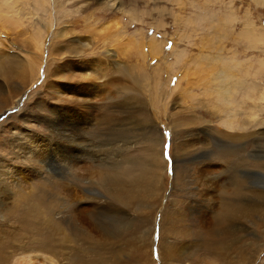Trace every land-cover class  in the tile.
Instances as JSON below:
<instances>
[{"label": "rangeland", "instance_id": "1", "mask_svg": "<svg viewBox=\"0 0 264 264\" xmlns=\"http://www.w3.org/2000/svg\"><path fill=\"white\" fill-rule=\"evenodd\" d=\"M262 2L49 0L31 21L24 16L21 26L6 28L0 34V41H7L6 49L10 48L9 58L0 59L5 64L0 66V261L36 251L41 256L57 252L60 264H100L99 258L103 264H141L132 234L137 219L148 217L147 229L154 228L149 238L152 253L148 254L149 247L146 250L150 264H167L160 258L164 242L186 246L168 264H215L198 235L204 233L203 225L213 222L209 219L214 209L224 202L256 205L257 193L264 197ZM228 15L232 21H226ZM48 21L53 25L49 33ZM33 28L42 30L43 63L34 55L25 61ZM245 30L260 36L249 42L242 36ZM76 36L89 39L88 44H77ZM211 76L223 78L210 82ZM104 83L102 89L94 88ZM216 85L232 100L225 107L235 123L232 129L220 126L223 104L215 105L211 98ZM87 88L91 95L81 97ZM73 95L83 105L62 101H72ZM149 140L156 142L161 162H151ZM230 154L229 170L223 155ZM98 162L128 167L123 179L129 182L113 191L107 187L99 191L91 184L99 181ZM150 163L158 165L155 174ZM203 167L215 170L205 175L200 173ZM232 174L243 183L238 198L228 194ZM138 177L154 188L157 182L159 193L142 186ZM110 194L117 195L116 203L107 201ZM104 201L107 205L137 201L136 207L93 216L98 229L124 230L126 243L113 247L120 254L97 256L94 243L74 245V240L47 230L46 220L73 221L72 205L90 209ZM256 214L247 216L244 228L234 233L235 264L247 258L251 264H264V212ZM109 236L110 241L116 239Z\"/></svg>", "mask_w": 264, "mask_h": 264}, {"label": "bare ground", "instance_id": "2", "mask_svg": "<svg viewBox=\"0 0 264 264\" xmlns=\"http://www.w3.org/2000/svg\"><path fill=\"white\" fill-rule=\"evenodd\" d=\"M32 1V5H31V2ZM49 0H0V34L1 33H5V29L6 28H11V27H19L21 26V23L23 22L22 21V18L24 16H28L27 17V20H32L34 16L38 15V11H41L42 7L44 5H46L48 3ZM258 1L259 3L263 4L262 0H256ZM110 6V5H108ZM51 13V12H50ZM124 13V12H123ZM59 15V13H58ZM38 17V16H37ZM226 21L229 22V21H232L233 19V16L232 15H228L226 16ZM118 21H115V23H117ZM30 23V22H29ZM23 24V23H22ZM119 24V22H118ZM53 26V25H52ZM51 26V23L48 21L46 22V32L49 33V30L50 28L52 27ZM56 26V25H54ZM120 27V26H119ZM57 28V27H56ZM117 28H118V25H117ZM119 30V29H117ZM253 30V29H252ZM251 30V31H252ZM62 31V30H61ZM115 31V30H114ZM120 31V30H119ZM251 31H244L242 33V36L248 40L249 42H252L254 40L257 39V37H259L258 35L254 34L253 32ZM58 32V31H57ZM62 33V35H60L61 37H64L65 34H63V32H60ZM122 33V32H121ZM54 35V34H53ZM52 35V36H53ZM59 35V34H58ZM119 35V34H118ZM122 35V34H121ZM6 36V35H5ZM122 37V36H121ZM76 41H77V44H80L83 46V44H88V41L89 39H86V38H83V37H80V36H76ZM128 38V37H127ZM259 40V39H258ZM257 40V41H258ZM29 41V40H28ZM10 42V41H9ZM255 43V42H253ZM7 41H0V59H7L9 58V54H8V49L7 48ZM12 46H14L15 44L14 43H11ZM53 45V44H52ZM137 45V44H136ZM26 46V45H25ZM207 47V46H206ZM42 49V51H41ZM174 49V48H172ZM8 50V51H6ZM212 50V49H211ZM54 51V50H53ZM25 52H28V54L26 55V58H25V61H31L32 59V55L34 56H37L38 59L40 61H42V58H43V41H42V30L40 28L38 29H32V32H31V35H30V41L29 43H27V49L25 50ZM41 52V53H40ZM45 52V51H44ZM56 52V51H55ZM112 52V51H111ZM173 52V51H172ZM24 53V52H23ZM38 53H40V57L38 56ZM107 54L109 53L106 52ZM183 52H180V53H176V56H181ZM217 53V52H216ZM16 54V52H15ZM20 55V54H19ZM18 55V56H19ZM217 55V54H216ZM109 57L108 55H103V57ZM17 58L16 55L12 58V59H15ZM20 60H23V59H20ZM20 60L18 62H20ZM96 61V60H94ZM109 61V60H108ZM16 62H17V59H16ZM46 62V61H44ZM6 63V62H5ZM13 63V62H12ZM21 63V62H20ZM43 63V61H42ZM117 64L116 62H112L111 64ZM3 61L0 60V66L2 68V65H3ZM45 64V63H44ZM5 65V64H4ZM31 65V64H30ZM7 66V65H6ZM22 66V65H21ZM5 69V68H4ZM260 69V68H259ZM229 70V69H228ZM14 72V71H13ZM19 72V71H18ZM15 73V72H14ZM225 73V72H224ZM228 74V71L226 72ZM245 73V72H244ZM21 76V75H20ZM245 76V75H244ZM18 77V76H16ZM209 77V76H208ZM226 77V75H225ZM224 77V78H225ZM233 77V76H232ZM242 77V76H241ZM22 78V77H21ZM207 78V77H205ZM223 77L219 78V81L222 80ZM14 80V79H13ZM20 80V79H19ZM241 80H244V79H241ZM215 79H212V76L210 77V82H219ZM107 82V81H106ZM111 82V81H109ZM108 82V83H109ZM205 82V81H204ZM209 82V81H208ZM235 82V81H234ZM238 82V81H237ZM245 82V81H244ZM107 83V84H108ZM203 83V82H202ZM236 83V82H235ZM226 84V83H225ZM105 85L102 84L100 86H95L94 88L96 90L98 89H102L103 86ZM229 85V84H228ZM231 85V84H230ZM235 85V84H234ZM243 85V83H241V86ZM252 85V84H251ZM225 86V85H224ZM232 86V85H231ZM236 86V85H235ZM254 86V85H253ZM204 87V86H203ZM105 88V87H104ZM250 89V88H249ZM237 90V89H236ZM233 91V90H232ZM235 91V90H234ZM250 91L252 92L253 91V88L250 89ZM51 94H52V90H50ZM72 92V91H71ZM202 92V91H201ZM213 94L211 93V98L212 100L214 101V104L217 105L218 103L222 106L223 104V110L221 111V113L224 114L223 118L220 119V126L224 127V128H227V129H232L233 128V125L235 124L234 123V120H232V117L230 115V112L226 111V106L230 105V103L228 101H231L230 98L228 97V93L225 91V89L220 86V85H216L214 90L212 91ZM230 92V91H229ZM70 93V92H69ZM21 94V93H20ZM230 94V93H229ZM56 96H61V94H55ZM76 95V94H75ZM73 95V98H72V101H69L67 98H63V102L65 101L67 104H71V106L73 105L74 107H79L81 105H83V103L76 98V96ZM91 95V92L90 90L87 88V89H82V94L80 95L81 97H86L88 98L89 96ZM245 95H246V92H245ZM251 96V95H249ZM64 97H66V95H64ZM203 97L205 98H209L210 97V94L208 93H203ZM229 98V99H228ZM95 99V98H94ZM246 99V98H245ZM248 99H250L248 97ZM228 100V101H227ZM199 102V101H198ZM201 102V101H200ZM87 103V102H86ZM85 104V103H84ZM45 105V104H44ZM70 107V105H68ZM66 108V107H65ZM72 108V107H71ZM201 108V107H200ZM219 108V107H218ZM1 109V108H0ZM237 111V110H236ZM217 112V111H216ZM220 112V111H219ZM206 114V113H205ZM235 115V113H234ZM233 116V115H232ZM235 117V116H234ZM252 120V119H251ZM237 125H235L236 127ZM25 138V137H24ZM186 139V138H185ZM228 139V138H227ZM148 145L147 147H150L151 149V152H154L152 153V157L150 156L151 158V162H154V163H158L160 161V159L156 158L157 156H159V154H156L155 152V148H156V142H154L153 140H149L148 142ZM147 149V148H146ZM36 154V153H34ZM37 156V155H35ZM34 156V157H35ZM38 156H39V153H38ZM37 156V157H38ZM185 157V156H184ZM224 164L227 166V168H229L230 170V160H231V154L230 155H226L224 156ZM31 158V157H30ZM33 159V158H32ZM31 159V160H32ZM35 159H37L35 157ZM222 161V160H221ZM244 161V160H242ZM38 163V167L41 166V164L39 165L40 162L42 161H35ZM100 162V161H99ZM97 163L96 164V168H95V173L97 172L99 175V181L97 183H91V184H94V186H97L98 187V190L99 189H103L105 187L109 188L111 191L112 190V187L114 188V186H121L123 184L126 185V183H128L129 181H126V179H123V175H125V173H127L126 171L128 170V167L126 168H123L122 166H115V165H110V164H106L104 163L105 165H102L101 163ZM104 162V161H103ZM161 162V161H160ZM118 163V162H117ZM123 163V162H122ZM245 163V161H244ZM71 164V163H70ZM143 164V163H142ZM237 164V163H236ZM240 164V163H239ZM122 165V164H121ZM160 165V164H159ZM162 165V164H161ZM210 165V164H208ZM71 165H69L70 167ZM216 166V165H215ZM237 166V165H236ZM241 166H244V165H241ZM73 167V166H72ZM147 167V166H146ZM149 167V166H148ZM158 168V165H154L153 163H150V170L155 174V172L153 171L155 168ZM34 168V167H33ZM41 168V167H40ZM71 168V167H70ZM156 168V169H157ZM216 168V167H215ZM236 168V167H235ZM241 168V167H240ZM142 169L139 168V170ZM147 169V168H146ZM160 169V168H159ZM5 170V169H4ZM3 170V171H4ZM133 170V169H132ZM132 170H131V173H132ZM138 170V169H137ZM161 170V169H160ZM215 170V169H214ZM214 170L212 171V168H201L200 170V173L202 174H205V175H209L210 173L214 172ZM39 171V170H37ZM44 171V170H43ZM106 171V172H104ZM136 171V170H135ZM135 171H133L135 173ZM158 171V170H157ZM138 172V171H137ZM144 173V172H143ZM4 174V173H2ZM103 174H105L103 176ZM138 174V173H137ZM136 174V175H137ZM142 174V173H141ZM157 174V173H156ZM130 175V174H129ZM133 175V174H131ZM153 175V174H152ZM1 176V175H0ZM128 176V175H127ZM126 176V178H128ZM134 176V175H133ZM144 176V175H143ZM97 177V178H98ZM139 177H142V176H139ZM138 177V178H139ZM149 177V176H148ZM152 177V176H151ZM149 177V179L151 178ZM155 177V176H154ZM206 177V176H205ZM146 180V178H143ZM153 178H151L150 180H152ZM155 179V178H154ZM156 180V179H155ZM94 181V180H93ZM139 183H142V186L144 187H147L152 193H155V192H158L159 189V185L158 183L156 182L154 185L157 186V188H154L150 183H145V181H143L142 179H138ZM137 181V183H138ZM230 181L232 182L231 185H229L232 189L230 190V192L228 193V190H221L222 193H224L225 195L228 193L230 196L232 197H240L242 196V188H243V183L241 180H236L235 177L233 176V174L231 175V178H230ZM133 183V181H132ZM108 184V185H107ZM89 185V184H88ZM138 185V184H136ZM116 186V187H117ZM141 186V187H142ZM115 187V188H116ZM229 187V188H230ZM80 190L82 189L81 186H79ZM119 188V187H118ZM140 188V187H139ZM121 189V188H120ZM125 189V188H123ZM126 189H128V187H126ZM147 189V190H148ZM223 189V188H222ZM105 190V189H104ZM145 190V189H144ZM100 191V190H99ZM119 191V190H118ZM118 191H116L115 193L118 194ZM142 191V190H141ZM121 192V191H120ZM126 192V191H125ZM136 192H140L139 190L136 191ZM114 193V194H115ZM131 193V192H129ZM159 193V192H158ZM157 193V194H158ZM127 194V193H126ZM156 194V195H157ZM106 195V194H105ZM131 195V194H130ZM257 203L256 205H251V203H239V204H232V203H228V202H224V203H221V205L218 207V208H215L214 211H213V216L210 217L209 221H212L213 219V222H208V227L206 225H203L204 228V233L202 234H198L199 236L201 235L200 237V241L203 243V247L205 250H207V252L213 257V259H215V264L217 262V264H235L231 258V255L233 253V250H234V244H235V237L234 236V233L237 232L236 229H241L244 228L243 226V222L245 221V218L247 216L253 214V212L257 213L256 215H259L261 216L262 212H264V209H263V203H261V201H264V197L262 194H259L257 193ZM111 196V198H107V201H113L115 199V202L117 201V195L116 196H113V195H109ZM122 196V195H121ZM108 197V196H107ZM128 197V196H127ZM126 197V198H127ZM105 198V197H104ZM134 198V196H133ZM119 199V198H118ZM125 201V199H123ZM140 201V199L138 200ZM41 202V201H40ZM105 203H103V205H93L91 206L90 209H77L75 206L76 205H72L71 208L69 210H71L70 212L75 215V218L73 221L71 222H65V221H60V222H55L52 223L51 220H46V224L48 226L47 227V230L51 231L52 233H56L57 235H64L66 238L69 239H72L74 240V245H76L77 242H80V245L81 243L84 244V243H94L95 247H97L96 251H95V254L97 256H99V252H102V255L106 253L107 254H112L113 256L114 255H118L120 254L121 250H114L113 247H114V244H119V243H126L124 242L123 238L124 236L126 235H123L124 233V230L121 229V227H114L112 229V231H103L102 229H98L97 225L95 224V222L93 221V216L97 213H100L101 211L103 210H109V209H117V210H123V208L125 207V209H128L130 206H137L136 205V202H135V205H128V204H121V205H107V203L109 202H106L104 201ZM123 202V201H122ZM127 202V201H126ZM131 202V201H130ZM142 202V201H141ZM131 204V203H130ZM220 204V203H219ZM35 207V206H34ZM38 207V206H37ZM141 207V206H140ZM44 208V207H43ZM48 209V208H46ZM42 210V209H41ZM138 210V209H137ZM27 212V211H26ZM114 212V211H113ZM112 211H110V213H113ZM171 212V211H170ZM70 213V217L72 216ZM108 213V214H110ZM118 213V212H117ZM252 213V214H251ZM46 214V213H45ZM102 215V213H100ZM99 214V215H100ZM114 214V213H113ZM125 214L126 216L127 215H130L128 214L127 211H125ZM125 214H124V217H125ZM106 215V214H105ZM118 215V214H117ZM264 215V214H263ZM25 216V215H24ZM103 216V215H102ZM113 216V215H112ZM165 216V215H164ZM175 216L177 217V219H180L183 217V215H180L178 216L177 214H175ZM44 217V216H43ZM98 217V215H97ZM116 217V216H115ZM129 217V216H128ZM47 218V217H46ZM113 218V217H112ZM127 218V217H126ZM167 219V218H166ZM72 220V218H71ZM79 221V222H76ZM97 221V220H96ZM99 221V220H98ZM130 221V220H129ZM168 221V220H167ZM201 221V220H200ZM101 222H104V221H101ZM131 222V221H130ZM129 222V223H130ZM99 223V222H98ZM97 223V224H98ZM106 223V222H105ZM116 224H118L117 222H115ZM114 223V225H115ZM127 223V221H126ZM103 224V223H102ZM100 224V225H102ZM128 224V223H127ZM149 224V219L148 217H139L137 219V226L138 227H135V232L132 234V237H133V241L137 244H136V247L135 249L138 248V260L141 261L140 263L141 264H150V260L148 258V254L150 255V252L152 253V248H151V240H149V238L152 237V235L150 234L151 231L153 233V227L150 230H148L147 228H149V226H147ZM201 224V223H200ZM203 224V223H202ZM131 225V223H130ZM129 225V226H130ZM99 226V225H98ZM103 226V225H102ZM117 226V225H116ZM120 226V225H119ZM101 227V226H99ZM108 228V227H107ZM134 228V227H133ZM39 229V228H38ZM83 229H88L89 230V233H83L84 230ZM104 229V228H103ZM126 229H128L126 227ZM134 230V229H133ZM180 230V229H179ZM77 231V232H76ZM96 233H95V232ZM150 231V232H149ZM172 231V230H171ZM177 231V230H176ZM111 232V233H109ZM150 234V236L148 237V233ZM219 236H215L217 235V233H219ZM126 233V232H125ZM94 234L95 235V239L93 240H90L92 237L90 235ZM127 234V233H126ZM109 235H113V237H116V239H113V241H110L108 239L109 238H112L110 237ZM128 235V234H127ZM195 235V234H194ZM203 235V236H202ZM74 239H73V238ZM233 237V238H232ZM130 238V237H129ZM163 238V237H162ZM124 239H127V238H124ZM115 240V241H114ZM129 241V242H132L133 244V241ZM262 240V239H261ZM77 241V242H75ZM162 243V242H161ZM130 244V243H129ZM262 244L263 243V240H262ZM153 245V244H152ZM79 246V245H78ZM130 246V245H129ZM133 246V245H132ZM131 246V247H132ZM135 246V245H134ZM133 246V247H134ZM94 247V246H93ZM149 247V251H148V254L146 252L147 248ZM184 247H186L185 245H178V242H173L171 245L167 242H164L161 246L160 244V258L162 260H166L168 261V263H170L171 261L173 260H176V258L178 257V252L180 250H183L185 249ZM257 249H259L260 247V244L258 243L256 245ZM263 247V246H262ZM43 248V247H42ZM237 249V248H236ZM54 250V249H53ZM238 250V249H237ZM40 251V250H38ZM33 252V251H32ZM30 252V253H20L18 256H16L15 258H2V260L0 261V264H60V260L58 258H56V253H52L50 255H45L43 254L42 256L41 255H37L36 254V251L35 252ZM50 252V250H49ZM252 252L255 253V250L252 249ZM241 254V252H240ZM242 255V254H241ZM243 256V255H242ZM238 257V256H237ZM98 258V257H97ZM12 259V260H11ZM243 259V258H242ZM248 259V258H247ZM246 260H243L241 262V260H239V262H241L242 264H251V259L249 260V262ZM254 259L253 258V261L254 262ZM231 261V262H230ZM88 262V261H87ZM98 262L100 264H103L102 263V260L99 258L98 259ZM105 262V261H104ZM116 262V261H114ZM113 262V263H114ZM160 262V261H159ZM112 263V264H113ZM107 264V263H105ZM159 264V263H158Z\"/></svg>", "mask_w": 264, "mask_h": 264}, {"label": "snow or ice", "instance_id": "3", "mask_svg": "<svg viewBox=\"0 0 264 264\" xmlns=\"http://www.w3.org/2000/svg\"><path fill=\"white\" fill-rule=\"evenodd\" d=\"M167 147H168V146L165 145V149H167ZM167 155H168V154H167V151H165V157H167Z\"/></svg>", "mask_w": 264, "mask_h": 264}]
</instances>
